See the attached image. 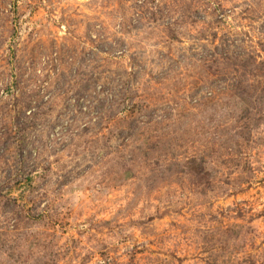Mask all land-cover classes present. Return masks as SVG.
Segmentation results:
<instances>
[{
	"label": "rangeland",
	"instance_id": "374dc122",
	"mask_svg": "<svg viewBox=\"0 0 264 264\" xmlns=\"http://www.w3.org/2000/svg\"><path fill=\"white\" fill-rule=\"evenodd\" d=\"M0 264H264V0H0Z\"/></svg>",
	"mask_w": 264,
	"mask_h": 264
}]
</instances>
